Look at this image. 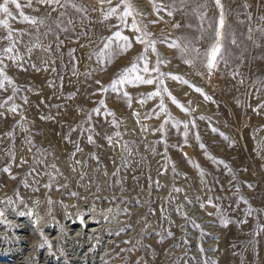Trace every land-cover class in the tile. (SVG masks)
Returning <instances> with one entry per match:
<instances>
[{"label": "rangeland", "instance_id": "374dc122", "mask_svg": "<svg viewBox=\"0 0 264 264\" xmlns=\"http://www.w3.org/2000/svg\"><path fill=\"white\" fill-rule=\"evenodd\" d=\"M18 2L0 13V264H264V0ZM117 31L131 47L105 51Z\"/></svg>", "mask_w": 264, "mask_h": 264}, {"label": "snow or ice", "instance_id": "6c2138e0", "mask_svg": "<svg viewBox=\"0 0 264 264\" xmlns=\"http://www.w3.org/2000/svg\"><path fill=\"white\" fill-rule=\"evenodd\" d=\"M38 2L39 3H53V2L58 3L59 0H38ZM101 2H103V0H101ZM108 2L110 3L111 0H108ZM121 3H124V0H121ZM216 3L218 6H220V0H216ZM9 4L14 5L18 10L21 9V4L18 2V0H3V3H0V13H4L6 15V17H12V15H13L12 12L9 11V7H8ZM28 6H31V0H28ZM115 12H116L115 8L109 9L105 18L113 15ZM131 14H132V12H131L130 7H125L124 12L121 16V19L123 20L124 17H127ZM170 14L171 13H169V15ZM19 15L23 18V22L35 23V20L33 18L25 15L23 13V11H20ZM220 24H221V26H223V17H221ZM0 25L4 26L5 28H9V24H8L7 19L0 20ZM132 27L135 31L140 32V29L136 27L135 21H133ZM217 36L219 37V32H217ZM113 41H122L123 42L121 44H118V47L121 51L126 50L127 48L131 47V45L128 43V38L126 36H122L121 32L117 31L113 34L112 37H109L108 42L104 45L105 51H107L111 48ZM137 41L142 42V43L144 42L141 40L140 37H137ZM152 44H153L152 41L147 42L148 46H151ZM219 47H220V45L218 42L213 43V45L211 46V49H210V53H209L210 57L214 58L216 56V54L219 51ZM153 50H154V48H153ZM4 51L5 52L11 51V48L5 49ZM138 59L145 61L142 71L145 73L149 72V68L147 66V61H146L145 57L143 55H141ZM208 65H209V67L212 66V59L211 58L208 61ZM137 71H138L137 63L133 62L130 67L125 68L123 70V73L119 76L118 79H116L112 82L111 87L113 88V90H115V88L118 84L132 83L133 79H131L130 77L133 76V74L137 73ZM152 71H158V69L154 68V69H152ZM172 78L173 79H179L178 77H172ZM3 80H6L8 83H11V80H9L7 76H4ZM134 80L139 82V83H144V84H152L153 83L152 79H144L140 75H135ZM184 83H187V81H184ZM2 86H3V83H2V81H0V87H2ZM165 91H167V90L165 89ZM196 91H200V89H196ZM125 95H127V94H125ZM157 95H160L159 91L148 94V98L151 99L153 96H157ZM169 96L172 99V102L174 104H177L178 107H182L181 105L178 104V102L176 101V99L174 97H171L170 93H169ZM8 99H11V97H9ZM205 99H208V97H205ZM101 103H103V102H101ZM159 107H160L161 111H166L163 103H161ZM11 111H13V112L16 111L15 105L12 106ZM93 111L98 112L99 109H94ZM185 127L187 128V125H185ZM161 128H163V125H161ZM213 131H215V129H213ZM89 141L91 142V137H89ZM201 147L203 148L204 145L201 144ZM177 191H179V189H177Z\"/></svg>", "mask_w": 264, "mask_h": 264}, {"label": "bare ground", "instance_id": "6f19581e", "mask_svg": "<svg viewBox=\"0 0 264 264\" xmlns=\"http://www.w3.org/2000/svg\"><path fill=\"white\" fill-rule=\"evenodd\" d=\"M63 214H65V215H67V216H69V215H72V213H74V212H69V211H64V212H62ZM87 213V212H86ZM95 214L93 213V211L92 212H89V215H87L86 216V218H88L89 217V221L91 222V221H93L94 219H95ZM73 218V220H68L69 222H72V224L73 225H75V227H78V228H80L81 226H83V224L85 223V220H82V221H80L79 219H76V217L75 216H73L72 217ZM87 220V219H86ZM16 261V260H15Z\"/></svg>", "mask_w": 264, "mask_h": 264}]
</instances>
